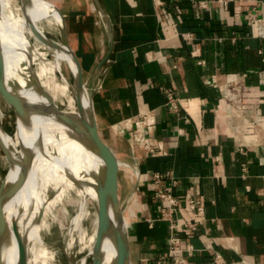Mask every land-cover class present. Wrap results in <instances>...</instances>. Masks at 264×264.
<instances>
[{
	"label": "crops",
	"instance_id": "0c3cea01",
	"mask_svg": "<svg viewBox=\"0 0 264 264\" xmlns=\"http://www.w3.org/2000/svg\"><path fill=\"white\" fill-rule=\"evenodd\" d=\"M50 2L64 17L97 133L121 162L130 264L177 257L168 250L175 215L162 214L157 195L168 189L204 204L199 214L178 212L194 225L177 228L181 248L195 249L187 264H264V39L250 20L264 19V0Z\"/></svg>",
	"mask_w": 264,
	"mask_h": 264
},
{
	"label": "bare ground",
	"instance_id": "6f19581e",
	"mask_svg": "<svg viewBox=\"0 0 264 264\" xmlns=\"http://www.w3.org/2000/svg\"><path fill=\"white\" fill-rule=\"evenodd\" d=\"M60 25L50 1L0 0L4 82L25 106L23 117L12 108L15 126L9 135L2 129L0 108V142L6 154L0 148L12 159L0 194L5 219L0 264H113V233L128 224L127 217L109 206L111 227L101 232L96 189L102 161L76 128L81 114L91 109L90 97L85 85L79 111L76 63L61 39ZM53 226L61 231V244L47 242Z\"/></svg>",
	"mask_w": 264,
	"mask_h": 264
},
{
	"label": "water",
	"instance_id": "95a60500",
	"mask_svg": "<svg viewBox=\"0 0 264 264\" xmlns=\"http://www.w3.org/2000/svg\"><path fill=\"white\" fill-rule=\"evenodd\" d=\"M57 13H59L61 17V25H60V34L61 39L66 44V46L71 50L74 56V60L76 63V89H75V97L79 111H81L82 104H81V93L82 89L85 87V82L83 78L82 68L81 65L75 56L74 52L72 51L71 47L68 43V36L67 30L65 25V20L59 9L55 6ZM109 51L104 55V57L97 63L96 71L100 69L103 63L108 59ZM4 60L3 55L0 51V95L3 99L12 107L14 110L17 111L20 117H23L25 114V106L21 98L16 95L15 93L11 92L4 82ZM89 99L91 103V109L86 115H82L79 117V125H77V129L82 130L84 143L87 147H89L102 161V168H101V175L99 179V184L96 189L97 193V213L101 220V232L104 233L105 231L110 229V216H109V206L113 208V210L117 213L119 217H121L122 209L119 204L118 200V178H117V170L120 162L115 157V154L112 148L104 142L97 133V126H96V119L93 110V103L91 98V93L88 90ZM0 146H2L0 142ZM3 152L6 154L4 147L2 148ZM30 156H26V164L29 163ZM25 173V170L21 171V175ZM1 185L0 184V194H1ZM15 189V188H14ZM5 227V219L2 211L1 205V196H0V230ZM15 235L17 237V231L14 229ZM18 241V239H17ZM113 241L116 246V257L113 261V264H130L129 259V242L127 237V230L123 229L117 230L113 233ZM18 247L21 249V245L18 241ZM94 264H100L96 262Z\"/></svg>",
	"mask_w": 264,
	"mask_h": 264
},
{
	"label": "built area",
	"instance_id": "2783aa9c",
	"mask_svg": "<svg viewBox=\"0 0 264 264\" xmlns=\"http://www.w3.org/2000/svg\"><path fill=\"white\" fill-rule=\"evenodd\" d=\"M203 5V4H202ZM251 16V23L255 26L256 35L264 39V19L255 18L253 15ZM166 104L170 110L175 113H179V105L177 102V97L172 92L166 93ZM146 117L144 116V119ZM149 148V145H146ZM155 179L161 178L160 174L154 175ZM158 197L165 201V206L161 208L162 214L167 218H172V215H175V218H172V224L170 228V232L168 234V250L170 254H178L176 258H173L171 264H187L186 257L191 256L194 252V247L189 246L186 249H182L180 245V237L177 233V228L180 226L189 227L190 229H194V225L191 221H186L182 223L178 218V212L184 208L189 210L194 214H199L204 209V204L199 199L191 196L190 194H186L183 199H178L175 197L171 190L159 191L157 193ZM219 257V255H217ZM160 263V261H158Z\"/></svg>",
	"mask_w": 264,
	"mask_h": 264
},
{
	"label": "rangeland",
	"instance_id": "374dc122",
	"mask_svg": "<svg viewBox=\"0 0 264 264\" xmlns=\"http://www.w3.org/2000/svg\"><path fill=\"white\" fill-rule=\"evenodd\" d=\"M48 1V0H47ZM53 1V0H50ZM55 2H59V0H55ZM48 36L50 38L55 39L57 37V34H48ZM63 73H65L66 75H68V68L66 65V62H63ZM0 108L4 113V117H3V123L2 125V129L4 130V133L6 135H9L12 131V128L15 126L14 124V111L12 109V107L3 99V97L0 95ZM12 159L8 158V157H4V154L2 152V149L0 148V184H3L5 182V180L10 176V170H11V164H12ZM2 186V185H1ZM69 210L72 211V208H70ZM123 217V215L121 216V218ZM123 227L124 224H123ZM52 232H51V236L49 239H47V242H49L50 244H61V231L59 228H57V226H53L52 227Z\"/></svg>",
	"mask_w": 264,
	"mask_h": 264
}]
</instances>
